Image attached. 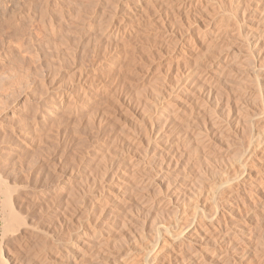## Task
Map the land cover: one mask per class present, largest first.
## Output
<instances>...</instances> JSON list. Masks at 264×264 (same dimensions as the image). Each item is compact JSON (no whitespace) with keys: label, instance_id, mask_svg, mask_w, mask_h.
I'll list each match as a JSON object with an SVG mask.
<instances>
[{"label":"bare ground","instance_id":"obj_1","mask_svg":"<svg viewBox=\"0 0 264 264\" xmlns=\"http://www.w3.org/2000/svg\"><path fill=\"white\" fill-rule=\"evenodd\" d=\"M127 3H130L127 15L121 17L117 12L118 4H116L104 20L102 16L100 17L103 10L93 6V20L90 18L89 24L97 35H102L106 39V47L109 48H103L104 57L108 60L116 59L118 63L121 55H123L124 60L125 57L122 51L125 49L110 48L114 45L123 46L124 35L140 33L143 39V41L141 39L140 41L144 42L143 45L145 46L151 43L149 38L152 35L157 40V43H152L155 45H150V48L152 46L155 48V55L158 54V58L161 59L160 65H162V60L167 61L169 70L162 74L160 72L161 75L158 73L160 79H156L160 82L155 83L153 92L147 98L140 94L137 96V90V92L135 91V97L132 92V95L129 94V96H126L127 93L124 96V102L121 101L119 104L117 112L119 118L117 120L119 119L118 121L121 122V132H118L121 135L115 134L111 140L107 139L111 146L108 144L106 151L103 149V145L97 144L100 150L98 148L95 152L96 154H94L95 160L98 162L104 160L102 162L106 166L105 172L103 171V178L100 181L104 183H102L101 191L105 190V196L111 202L112 208H124V203L128 199L130 202L132 200L134 202L138 201V204L143 203L148 198L142 192L146 189L150 190L151 187L157 189V186L160 185H156L158 184L157 178L153 175V171L156 170L155 167L159 166L162 169L161 172L165 173L171 167H177L183 163V146L191 149L192 152L190 154L193 153L192 156L195 154L199 161L202 160L200 163L203 164V167H201L200 172L196 176L191 174L194 177H188L184 182L176 183L177 185L171 186V188L168 186L169 189L165 190L164 201L162 200L164 205L161 210L163 211L160 210V214L166 212L168 214H165L166 218L171 219L168 222L170 224L156 227L157 221L155 220V225L147 231L148 233L140 230L141 233L139 232L140 235L138 234L140 237L136 235L138 238L134 237L136 239L134 241L132 239L133 242L130 243L129 248L128 244L126 245L128 249H124L125 256L122 253L123 256L117 257V253H121L118 250L121 245H116L117 243H114V245L111 241L110 244L107 240L104 243L103 231L97 229L96 226H92L88 229L86 228V230H76L73 239L71 238L72 241L67 242L64 246L59 244L56 247L57 250L53 253L43 256L44 254H41L43 249L38 254L34 251L37 259L42 263L43 261L47 262L46 259H50V263L53 264H88L94 258H97L96 264H264V69L262 68L264 65V0H127ZM97 31H99V34ZM89 32L91 33V30ZM232 45L234 46L232 47ZM62 49L64 51L67 48ZM77 49L73 51L75 52ZM95 49L99 50V48ZM62 60L64 62V59ZM99 60L100 62H98L101 64L102 61L101 59ZM108 62L111 63L110 61ZM112 63L114 64V61ZM67 65L69 66V64ZM94 65L98 68L96 64ZM112 65H110V68H112ZM121 66L123 67L124 65L121 64ZM81 67L79 66L80 70L78 66L76 68L79 71L84 70ZM232 69L237 74H234ZM113 71L115 72V70ZM80 73L78 86L73 88L65 86L62 88L59 94L53 96L54 102L45 109V114L46 112L47 114L61 113L62 116L60 117H63L72 112L70 108L78 100L87 99L89 101L90 99L91 101L93 99V103H95L99 96L115 94L112 90L113 87L111 89L113 84H109L111 85L110 87L108 85V79H106V82L105 79L98 78L99 74L98 76L96 73L92 76H86L85 74L82 75L83 72ZM66 74L67 72L63 71L61 78H65ZM122 74L124 75V73ZM136 81L139 82V79ZM141 87L137 89H141ZM40 95L43 96V94ZM105 98H108V96ZM100 99L98 102H100ZM93 103L92 108H94L93 111L95 113L93 114L96 115V121L105 122L109 118L106 117L109 108H107L108 110L105 109L104 112L107 111L105 116L101 109H99L101 112L95 110ZM100 105L98 107L96 103L98 108H101ZM70 115L72 116V113ZM19 136L21 137L20 139H26L24 133H19ZM232 140H236L234 142H237L238 145L234 144L236 146H233L232 154L227 155V157L229 156L228 158L224 159L225 157H222V160L216 158L214 160L209 156V151L216 147L217 144L232 142ZM229 145L231 147V143ZM147 158L153 164H148ZM97 164L99 165V163ZM185 166L184 168H186ZM123 168L124 172L122 171ZM161 172L157 173L156 176H161ZM146 174H150V176L147 175L145 177ZM151 174L153 177H151ZM0 179L3 180L1 177ZM169 183L167 184L169 185ZM4 184H7V186L3 187ZM42 185L43 187L45 186L44 184ZM145 187L146 189H144ZM9 188L11 187H8V183L0 181V194L3 192L2 195L4 196V204H2L5 205L6 209V211L2 209L3 213H6L2 217L4 226L3 224L1 225L3 226L1 233L7 234L6 232L8 231L18 232L23 226L24 231L27 233H41L45 237L52 235V232L49 235L46 232L47 230L41 231L40 227L35 225L36 223H31L33 219L29 222L27 217L26 220L23 216H20L22 214L15 210L17 204L15 205L11 200V193L15 188ZM9 190H11V193ZM38 191L35 192L34 190L35 194ZM152 191L154 192V190ZM34 192L32 193L33 196H35ZM148 192L145 194H148ZM58 193L60 196L61 194L63 195L61 192ZM150 196L153 198L152 195ZM26 197L28 198L27 195ZM23 198H25V195ZM74 203L76 204V202ZM98 203L99 201L96 202L97 206ZM108 204L106 203L105 206ZM135 204L132 205L136 206ZM105 206L104 209L106 208ZM41 207L39 206V208ZM104 209L102 210L104 211ZM150 209H148L149 212ZM102 210L100 212H103ZM241 215H245L243 216L245 218H239ZM155 216L157 217V215ZM251 218L257 219L258 223H255L256 221L254 222L255 224L250 223ZM11 234L13 233L11 232ZM29 236L32 235L29 234ZM18 239H16L17 243L18 241L21 242ZM27 239L29 240V238ZM32 239L34 238L32 237ZM45 240L47 242L49 239ZM19 244L17 245L21 246ZM37 244L39 245V242ZM47 244L50 243L47 242ZM17 245L15 246L14 243V249ZM116 246H118V249H116ZM45 250L44 247V252ZM4 257L3 255L0 257V264L9 263L8 258L6 257L5 259ZM121 257L124 258L122 259Z\"/></svg>","mask_w":264,"mask_h":264},{"label":"rangeland","instance_id":"obj_2","mask_svg":"<svg viewBox=\"0 0 264 264\" xmlns=\"http://www.w3.org/2000/svg\"><path fill=\"white\" fill-rule=\"evenodd\" d=\"M116 4H118V8H117L118 14L121 17L124 15H127L126 13L128 12L129 7H130L129 6L130 3H127V0L126 1L125 0H0V173H1L0 177L5 181V183H8V187L10 186L12 189L15 188L17 190L15 192V189H13L14 191H12V193L10 192L11 190H9V192L11 193V197H12L11 200L14 202L15 205L17 204L16 205L17 207L13 204V206H15V210L18 213L22 214L20 216L21 217L23 216L25 219L27 217L29 222L33 219L31 223L33 224L36 223L35 225L40 227L41 231L47 230L46 232L49 235L51 232L54 234L53 235L51 233L52 235L45 237L41 233H30V232L27 233L24 231L23 226H21L20 231L18 232L11 231L13 234H11L10 231L6 232L7 234L10 232L8 235L5 234L4 232L1 233L3 226H4L3 224L4 219L2 220V217H4L6 213V212L3 213V211H6V209H5V205H3L4 196L2 195L3 194L2 192V194H0V200H1L0 202V217H1L0 218V235H1L0 236V252L2 253L3 257L6 256L8 258V262H9L8 264L10 263L11 264H43V263L53 264V263H50L51 262L49 261L50 259H46L47 262L43 261L42 263L41 261L37 259L36 253L37 254L41 253L42 249H43V252L41 254L42 255L44 254L43 256L48 255L49 253H53L54 251L57 250L56 247H58L59 244L64 246V244H66L67 242L72 241L76 230H80V229L86 230V228L88 229L92 226L94 227L96 226L97 229L103 231V235L105 237V240L103 241L104 243L107 240V242L111 241L112 244L117 243L116 245H119V246L121 245L120 247L116 246V249L119 248L118 250L121 251V253L120 252L117 253L118 254L117 257L119 256L120 258V256H123V254L125 253L124 249L127 248L126 245L128 244V248H129V245H131L130 243L136 240L135 238L137 236L140 237L139 235L142 232V230L144 231V233H146L147 231L151 229L152 226L155 225L156 221H157L156 222L157 225H155L156 227L161 226V225H162L161 227H163V225L167 226V224L168 225L170 224L168 222H170L171 219L166 218L165 216V214L166 215L168 214L166 212L161 213L162 216L160 214V212L163 211L161 210V208L163 209V205H164L163 198L165 196V192L167 191V189H169L168 186H170L171 188V186L173 187L174 185H177L179 182H184L188 177L192 176L191 174L196 176L200 172L199 170H201V167H203V164L200 163L202 160L199 161V159L196 158L195 154H194L195 156L194 155L192 156L193 153L190 154L192 152L191 149L187 148V146H185L184 148L183 146V149H184L183 150L184 152V159H183L184 162L183 163H181L177 167H173L174 169L171 167V169L165 173L161 172L162 169H160L159 166L155 167L156 170L153 171L154 172L153 175L155 178H157L158 184L156 185H159V184L160 185L157 186L158 187L157 189L155 187H151L150 190L146 189L147 187L146 186L144 188L146 189L145 190L146 192L143 191L144 189L142 190L144 193L141 191L142 194L147 195L146 197L148 198L147 200H144L143 203L138 204V201L134 202L131 200L130 202L129 199H128L129 201L126 199L127 201L124 203L125 209L122 207L121 209L116 208V207L112 208L110 205L111 202H109L108 201L109 199L105 196V190H103L104 192L101 191L103 182H100V181L102 180L101 178H103V173L106 170V166H105V163L102 162L104 160L99 161V162L95 160L96 158L94 154H96L95 152L99 148V145L101 146L103 145V149L106 151V147L109 144L107 139L111 140V138H113L115 134L117 135L119 134L118 132H121V127H120L121 122L118 121L119 119L117 120V118H119L117 116L118 114L117 112L120 106L119 104L121 103V101L124 102V96L127 93L128 94L126 96H129V94H131L132 92L133 96L135 97V93L137 92V90H138L137 96L140 94L141 96L143 97L146 96L145 98H147L149 95H151V92H153V89L155 88L154 85H156L155 83L160 82L157 80V79H160L159 75L169 70V67H168L169 65L167 61L162 60V65H160L161 59L158 58L159 57L158 54L155 55L154 53L155 48L153 46L155 44L153 45L152 43H155V42L157 43V40H155V38L152 37V35L149 38L150 39L149 41L151 42L148 44L149 47L148 45L147 46L143 45L144 42L143 43L141 42L143 41V39L141 38L142 36L140 33L124 35L123 36L124 41L122 39L124 45L121 43L123 46L114 45L113 47H110V48L115 47V48L125 49L122 51L123 52L122 54H124V57H125L124 60L122 57L123 55H121L120 57L121 59L119 58L120 61H118V63L116 59L108 60L104 57L105 54H104L103 48H109V47H106V39L103 38L102 35L96 34V31H94L91 25L89 24L90 23L89 20L91 19L93 20L92 18L93 17L92 15H94L92 11V9L94 8L93 6L101 8L99 10H103L105 14L101 12L102 14H100V17L102 16V19L104 20L106 16L110 13L109 11H112L113 9L112 7ZM90 7L92 8L89 9ZM86 12H88L89 14ZM89 29L91 30V33L89 32L90 31ZM65 31L66 32L68 31L67 32L68 34ZM97 33L99 34V31H97ZM62 40L64 43L62 42ZM150 45H153L152 46L153 49L150 48L151 47ZM233 46L234 45H232V47ZM62 48H67L69 50L64 49L65 51L64 52ZM73 48L75 49L78 48V49L74 52L73 50L75 49ZM95 48H99V50H96ZM62 53H65V54L62 55ZM78 55L81 58H79ZM95 55L96 56L98 55L99 57L97 56L98 57L97 58ZM101 55L103 56V58ZM62 59H64V62L66 61L67 62L64 63ZM99 59H101L102 61L101 64L99 63L100 62ZM122 60L126 62H123ZM108 61H110L111 63H109ZM113 61H114V64L112 63ZM145 61H147L148 63ZM115 63L117 64L115 65ZM67 64H69V66ZM76 64H78L77 65L78 68L79 66L80 67L83 66L81 68H83L84 70L79 71L80 68L79 70H77L78 68H76L77 67ZM94 64H96L98 68L95 67ZM121 64L124 65L125 67L124 66L122 67ZM110 65H112V68H110ZM118 68L121 70V71L119 70L120 72L118 71ZM156 68H158L159 70ZM262 68L264 69V65L262 66ZM113 70H115L117 74ZM232 70L234 74H237V72H234L235 71L234 69ZM63 71L67 72V74L65 75V78H61V73ZM80 72H83L82 75L85 74L86 76H92L94 73H96L97 76L99 74L100 76V77L98 76L99 79H105V81L106 79H108L107 80L108 85L113 84L112 86L109 85V87L111 86V89L113 87L112 90L114 91L115 93L114 95L116 96L112 94L114 97L113 98L111 94L102 95L98 97L97 102L95 103H93L94 102L93 99L91 101L90 99L89 101H87V99L78 100L77 102H75L77 105L73 103L70 108L72 111L71 112L72 116L70 115L71 113H69V115L66 114L65 116H63L64 118L60 117L62 116L61 113H58L59 114L58 115V114H49V113L47 114L46 112L45 114L44 113L45 109L48 106L50 107L54 102L53 96H56V94H59V91H61L62 88H64L65 86L67 88H73V87L78 86L79 84L78 78L81 76ZM111 72H112L111 74L112 76L110 75ZM122 73H124V75L126 76H124ZM104 74H106L107 76L106 75L104 76ZM137 79H139V82L136 81ZM66 81H67V84H66ZM122 87H125V88H122ZM140 87L141 89H137ZM39 93L43 94V96L40 95ZM106 96H108L110 100L108 98H105ZM102 97H104L105 102L107 104L104 102V99H102ZM116 98L118 99L116 100ZM99 99H100V102H98ZM106 99L109 101H107ZM91 102L93 103V107H95V110L98 112H101L102 110V113H103L105 109L109 108V111L108 112L106 111L107 114L106 112H104L103 114V115L106 114L107 116L106 115L105 116L107 118L109 117L107 120H105V122L98 121L99 122L98 123L96 121L97 120L96 115L93 114L95 112L93 111L94 108H92ZM96 103L98 107L101 104L100 105L101 108H98L96 106ZM99 109L101 110L99 111ZM89 111H92V112H89ZM55 117L57 118V120ZM59 117L60 119L62 118V120L58 119ZM19 133H24L26 136V139L24 140L20 139L21 135L19 136ZM98 136L101 138H99ZM234 141L236 140H232V142L231 141L227 142L228 145H226L227 143L225 142L223 143L221 142L217 144V146L214 147L215 149L213 148L211 151H209V156L214 160L216 159L222 160L224 157H225L224 159H226L227 155L232 154V150L234 149L233 146L234 147L236 146L234 144H237V142H234ZM229 143H231V147ZM104 144L105 145L107 144V145L105 146ZM109 145L111 146V144ZM147 159H148L147 160L148 164L152 163L149 158ZM185 159H188V160H185ZM97 163H99V165ZM184 166L186 168H184ZM122 171L124 172V168L122 169ZM159 172H161L162 175L157 177L156 175ZM147 175L148 174H146L145 177H147ZM153 175L151 174V177H153ZM148 176H150V174ZM3 180L0 179L2 183L4 182ZM167 183H169V185ZM42 184H44L45 186L43 187ZM5 185L7 186V184H4L3 187H5ZM63 186L66 188H64ZM158 189L159 190L162 189V190L159 191ZM28 190L30 193L28 192ZM34 190L35 192H37L38 190L39 191L38 193L35 194ZM152 190H154V192ZM32 191L34 192L35 196H33ZM151 191L153 192V194L156 191L157 195L156 193L155 195H153ZM58 192L63 193V195L61 194L60 196ZM147 192L148 194H145ZM158 192L160 193L158 194ZM24 193H27V194H24ZM40 193L42 196L39 195ZM24 195H25V198H23ZM26 195L28 196V198L26 197ZM150 195H152L153 198ZM148 196L151 198H149ZM19 197L21 200L19 199ZM27 199L30 200L33 203V205ZM150 200L151 202H149ZM98 201L99 203L97 206L96 202ZM48 202L50 205L48 204ZM74 202H76V204ZM133 202L136 203L135 204L136 206L132 205L134 204ZM106 203L109 206L108 205L105 206ZM137 204L139 205V207ZM39 206L40 207L42 206V207L39 208ZM104 206L106 207L105 208L106 210L104 209ZM26 208L28 209V211ZM147 208L148 209L151 208L150 212ZM102 209H104V211L106 212H104ZM101 210L103 212H100ZM99 212L102 213L103 215L100 214ZM116 212H118L119 214ZM141 214H144L145 216ZM163 214H164V217H163ZM155 215H157V217ZM158 215L160 219L158 218ZM243 216L245 215H241L239 216V218L241 219L245 218ZM254 219L255 218H251L250 223H254L255 221H256L255 223H258L257 219L255 220ZM125 222L127 225L125 224ZM2 224L3 226H1ZM25 233L28 236L27 235L25 236ZM29 234L32 236H29ZM19 237L21 238L18 239ZM32 237L34 239H32ZM27 238H29V240ZM16 239L21 240L22 243L20 241H18V243H20L19 245H21L22 247L17 245L18 243ZM45 239H49L50 241L48 240L47 242L50 243L51 245L47 244V242H45L46 241ZM38 242H39V245L37 244ZM44 242L46 243V246ZM14 243H15V246L17 245L16 247L17 249L15 248L16 250L14 249ZM55 243L57 246L55 245ZM44 247L46 249L45 252H44ZM49 247H51L52 250ZM1 253H0V257L2 256ZM6 257L4 258L6 259ZM121 258L123 259L124 257H121ZM94 259H92V261L89 260L90 262H88V264L90 263L96 264L97 258H94Z\"/></svg>","mask_w":264,"mask_h":264}]
</instances>
